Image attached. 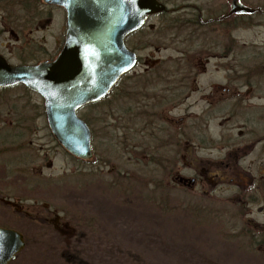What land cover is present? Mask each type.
I'll list each match as a JSON object with an SVG mask.
<instances>
[{
	"label": "rangeland",
	"instance_id": "obj_1",
	"mask_svg": "<svg viewBox=\"0 0 264 264\" xmlns=\"http://www.w3.org/2000/svg\"><path fill=\"white\" fill-rule=\"evenodd\" d=\"M64 20L57 10L51 24L32 32L42 48L54 50ZM251 33L239 36L252 40ZM17 87L0 91V224L25 238L9 264H264V232L247 221L264 224V168L241 176L243 191L228 180L215 190L201 184L187 189L175 180L176 169L162 164L163 156L152 160L131 149L128 120L114 122L109 109L104 130L100 103L79 111L92 129L94 149V157L82 161L55 139L41 95ZM223 157L187 156L185 173L214 184L219 171L205 178V162ZM40 211L47 221L34 215Z\"/></svg>",
	"mask_w": 264,
	"mask_h": 264
},
{
	"label": "flooded vegetation",
	"instance_id": "obj_2",
	"mask_svg": "<svg viewBox=\"0 0 264 264\" xmlns=\"http://www.w3.org/2000/svg\"><path fill=\"white\" fill-rule=\"evenodd\" d=\"M159 1L166 9L147 17L125 38L127 49L135 54L132 68L106 96L88 105L104 107V130L109 127V109L114 122L128 120L131 149L152 160L163 156L162 164L176 169L174 178L182 187L193 190L201 184L215 190L228 180L243 191L238 182L241 176L264 168L260 159L264 156V0H239V6L249 10L243 12L234 11V0H194L181 5ZM28 2L0 0V57L13 67L53 61L64 46L65 8L46 0ZM57 10L65 18L63 36L56 37L54 50L42 48L41 37L32 32L51 24ZM247 32H252V40L239 36ZM17 86L29 89L18 83L0 91ZM201 153L224 156L205 162L209 164L205 178L212 169L219 171L213 172L214 184L185 173L186 157ZM193 162L197 165L199 160L193 158ZM4 203L24 208L11 200ZM25 211L33 214L30 207ZM34 215L47 221L42 211ZM247 221L264 232V224L252 217Z\"/></svg>",
	"mask_w": 264,
	"mask_h": 264
},
{
	"label": "water",
	"instance_id": "obj_3",
	"mask_svg": "<svg viewBox=\"0 0 264 264\" xmlns=\"http://www.w3.org/2000/svg\"><path fill=\"white\" fill-rule=\"evenodd\" d=\"M67 12L64 46L58 57L13 67L0 57V88L23 83L44 100L49 127L73 156L93 157L90 126L78 110L106 96L129 71L135 54L125 38L147 17L162 12L159 0H46ZM234 0V11H249ZM25 247L23 234L0 226V264H9Z\"/></svg>",
	"mask_w": 264,
	"mask_h": 264
},
{
	"label": "trees",
	"instance_id": "obj_4",
	"mask_svg": "<svg viewBox=\"0 0 264 264\" xmlns=\"http://www.w3.org/2000/svg\"><path fill=\"white\" fill-rule=\"evenodd\" d=\"M118 180H119V178L116 179V181H118Z\"/></svg>",
	"mask_w": 264,
	"mask_h": 264
}]
</instances>
